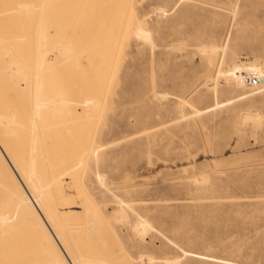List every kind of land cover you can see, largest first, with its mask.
Listing matches in <instances>:
<instances>
[{
    "label": "rangeland",
    "instance_id": "obj_1",
    "mask_svg": "<svg viewBox=\"0 0 264 264\" xmlns=\"http://www.w3.org/2000/svg\"><path fill=\"white\" fill-rule=\"evenodd\" d=\"M128 1L131 12L126 22L135 23L125 22L122 36L120 33L115 37L117 25V30L109 28L118 24V20L110 17L107 3L97 21L102 26L91 29L92 34L79 23L75 31L80 34L72 30L68 36L66 33L64 37L56 36L77 49L81 60L75 57L73 65L81 73L75 74L72 62L67 66L68 59L63 60V54L58 52L62 57L57 55V61L53 53H47L53 58L54 65L50 62L53 66H49L48 72L55 74L54 86L61 83L57 78L60 76L62 81L66 79V84L70 82L67 85L62 82L63 87L67 86L65 89H75V93L68 89L67 95L74 99L84 97L80 99L82 107L92 99L88 110L89 105L80 108L79 98L77 107L72 101L70 104L77 110L71 109L70 114L75 111L71 115L59 113L56 132L60 133V141H80L78 138L85 139L87 135L86 140L102 147L78 172L80 180L75 184L87 190L88 212L94 206L102 209L103 217L100 213L97 216L101 226L110 229L102 235L105 239L102 241H106L104 253L114 260L111 264L127 261H130L127 264H172L174 259L177 262L174 264H264V0ZM107 18L113 20L111 24ZM136 28L148 38H143L139 33L142 31L136 32ZM99 33L103 36H98ZM105 34L112 36V40ZM203 43L219 46L218 55L214 52L215 56H210L204 50L210 45L204 48ZM177 44H181L182 50ZM79 46L80 49L76 48ZM112 49L116 50L111 56ZM103 64L109 67L104 68ZM82 75L84 80H93L98 89L92 82L82 81ZM57 88L61 89L58 85ZM86 93L89 97L94 95L89 98ZM155 93L161 97H155ZM94 98L98 100L94 102ZM218 101L222 102L215 106ZM93 102L100 103L94 105L99 109H92ZM198 108L204 109L202 113H194ZM78 112L86 117L81 118ZM246 113L258 115V124L252 119L245 120L242 116ZM66 115L70 117L65 118L67 121L63 118ZM72 119L77 120V129ZM62 123L69 127L62 128ZM83 123L85 127L81 126ZM63 132H69L72 139ZM77 132L85 136H78ZM202 172L208 173H203L209 178L206 183L200 179ZM120 205L127 213L126 218L113 219L118 215L114 210H119ZM89 215L86 217L92 219ZM151 255L156 263L148 260Z\"/></svg>",
    "mask_w": 264,
    "mask_h": 264
},
{
    "label": "bare ground",
    "instance_id": "obj_2",
    "mask_svg": "<svg viewBox=\"0 0 264 264\" xmlns=\"http://www.w3.org/2000/svg\"><path fill=\"white\" fill-rule=\"evenodd\" d=\"M106 3L110 5V9L108 10V12L111 10L110 17H114L113 19L114 21L118 20V24L114 22L116 23L114 25L115 27L113 25H110L111 27L109 28H112V29L116 28L117 30V27H116L117 25L118 33L116 32V35H115L113 32V34L116 37L117 35H120L121 33V36H122L123 30L126 29L124 28L126 18H128L126 16H128L127 14H129V11H130L129 10L130 2L128 0H0V264H111L114 262V260L112 262V260L109 258L110 256H108V253L107 254H105L106 252L104 253L103 242L106 243V241H102V238L105 235V233L103 232L108 229L105 230L104 226L103 227L101 226V220L97 216L99 215V213L100 215L102 214V211H101L102 209L100 210L99 208L94 206L91 209V212L89 211L90 215H92V219H88L86 216L89 215L88 210L90 207V201H89L90 197L89 198L87 197V190L85 191L84 186H80L81 185L80 182H79L80 184L79 186L78 184H75L76 181L78 183V181L80 180V179L77 180L78 178H80L79 177L80 175L77 176L78 172L81 170V168L85 167V165L87 164V161L90 158L98 155L100 146L94 142H90L89 139L86 140L87 135L85 139L78 138L80 141L78 140L74 141V139L73 141L58 140L60 133L59 135H57V132H56V130L59 129L58 127L59 125H57L58 121L56 120L57 116L60 115L59 113H62V114L64 113V114L69 115L71 112V109L77 110L75 109V107H77L76 105H78L77 99L79 98L78 102H80V99H82L83 96L81 97L80 95L81 98L78 97L74 99L71 94L67 95L69 94V90L74 91L75 89L71 90L72 88H66L67 89L66 90L65 87L67 86L63 87V84L64 83L66 84V82L64 81L66 79L63 80L64 83L62 84L63 81L61 78H59L60 76L57 77L56 75V77L60 79L61 81L60 84H62V86H60V84H57V83L56 84L59 87H61V89L57 88V85L54 86L55 82H57L55 81L56 79L54 80L55 74L53 75V73L48 72L49 66L51 65V63H53L51 62L53 61L51 60L53 58L50 57L51 56L50 54H49V57L47 56V53L50 52V53H53L52 57L54 56V59H56L55 57H57L58 52H59L60 55L63 54L64 56L63 60L68 59L66 61L67 66H68V63L70 65V62H72V66H74L73 64L75 63L74 62L75 57L78 60L80 56L79 54L78 55L76 54L77 49H74V47H72L73 45H71L70 42H67L62 37H64L65 33L68 36V32L79 29V27L77 26L79 23L82 27H85L86 30H90L91 32L90 34H92L91 29H94V30L99 29V27L102 26L101 25L102 23H97V21L98 19H100L99 16L102 15L101 9L105 8L104 6H107ZM232 4L234 5V3ZM162 8L163 10L165 9L164 7L159 6V9H162ZM104 11L105 10H103V12ZM163 12H162V16L164 15ZM106 17H109V16H106ZM110 19L111 18H109L108 20L110 21L109 23L111 24V21L113 20H110ZM83 21H84V24H82ZM126 23L128 24L129 21ZM132 23H135V22H132ZM132 23L131 24L129 23V24L132 25ZM103 25H104V22H103ZM140 28L138 29L136 28L135 31L136 32L142 31ZM107 31H109L108 28H107ZM135 31H133L134 34H135ZM75 32L77 33V35L80 34L77 31ZM96 32L98 33V31ZM142 32H139V33L144 35L145 32L143 33ZM60 34H63L61 35L62 36L60 38L61 40L56 38V36L58 35L59 37ZM101 34L98 36L102 37L103 35ZM106 34L104 36H108L107 38H110L112 40L111 38L112 36L109 37L110 35H112L111 32L109 33L110 35H106ZM135 35L138 36L139 34L137 33ZM145 35L143 38L147 37ZM90 37L93 38L92 35ZM72 38H71V41H72ZM96 39L100 40L99 37ZM96 39L93 40V43L95 42ZM119 39L121 41L122 38H119ZM74 40H77V39H74ZM74 40L73 42H76ZM77 41H81V40L78 39ZM85 41L86 40L84 39V42ZM114 41H117V39ZM114 41L113 43H115ZM183 41L185 40L183 39ZM73 42L72 44H75ZM182 42L180 41L179 43H182ZM120 43L118 42V44ZM183 43L185 44V42ZM91 44H92V41H91ZM116 44L117 43H115V45ZM210 44H208V46ZM89 45L87 44V46ZM172 45H170V47ZM177 45H179L180 47L181 44H177ZM206 45L207 44L204 45V48ZM93 46H95V44H93ZM120 46L121 45H119V47ZM200 46L201 45H199V47ZM82 47L84 51L85 47L84 46ZM90 47L91 46H89V48ZM218 47H216V45H210L208 49H204V50H207L209 52V53L206 52V54L208 53L210 54V56L213 57L215 56L216 53L218 55V52L216 51ZM76 48L80 49L81 47L79 46ZM171 48L175 49V47H171ZM113 49L110 51V53L112 52L115 54V52L113 51H115L116 49L115 50ZM221 49L224 50V48H221ZM102 50L103 48L101 49V51ZM180 50H182L181 47H180ZM199 50L201 51V47ZM97 52L100 54L98 50ZM214 52L216 53L214 54ZM87 53H89V51ZM112 53H111V56H112ZM75 54L77 56H75ZM203 54L204 53H202V55ZM96 55L98 57V54H95V56ZM221 56H220V59H221ZM71 57H74L71 59L73 61L70 60ZM105 58H106V55H105ZM100 59H103L105 61L104 58H100ZM56 60L58 61V59ZM86 60L89 61V59H86ZM108 60L109 59H107L106 63H108ZM104 61H101V62L103 63ZM109 62H112V61H109ZM87 64L88 63H86L85 66ZM90 65H93V62L92 64L90 63ZM105 65L103 64V67ZM88 67L91 70V67L90 66ZM108 67L109 65L107 66V68ZM61 68H63V66ZM69 68L70 69L74 68L75 74H77L76 71H78L77 70L78 67L74 66L71 68V66H69ZM69 68L67 69L68 73H69ZM103 69H101V71ZM55 71L58 72L57 70ZM63 72L65 73L64 70ZM68 73H66L67 74L66 77H68L67 81L69 80V77H70ZM79 73H81V71ZM106 73L108 74V72ZM108 76L109 75H107L106 77ZM77 77H81V75H78ZM83 77L85 76L82 75V78ZM84 79L85 78L81 80L83 81ZM73 81L74 80H72V84H73ZM85 81L87 80H84V82ZM92 81L93 80H90V82ZM96 81L98 83L97 79ZM99 82L102 85L103 82L102 81H99ZM68 83L70 84V82H67V84ZM91 84L94 88H96L95 83L92 82ZM81 85H83V82L81 83ZM87 85L84 86V88L87 87ZM82 87L83 86H81V88ZM74 88H76V86ZM93 89H92V93H94ZM214 89H215V85H214ZM88 92H91V90H89ZM73 93H75V91ZM86 94H84V96L88 95ZM101 94H100V97H101ZM92 95L90 97L88 95V97L91 98ZM68 96H70V98L76 101L70 100ZM156 96L157 94L155 93V97ZM88 97H85V98H88ZM162 97H164V95ZM96 98H94L95 100L93 99L94 102L98 100ZM83 100H84V97H83ZM72 101L74 102L73 106L75 107H73L70 104ZM88 102L89 103L85 105L86 106L89 105V107H86L85 105L84 107H82L83 106L82 102H80L79 103L80 104L79 106H81L80 108H85V107L86 109L90 108V105H91L90 102L92 103V99L91 101H88ZM94 102H93V108H92L93 110L95 107L94 105L99 103L98 102L94 104ZM221 102L222 101H218L215 104V106ZM73 110H72V113L74 114L75 111L73 112ZM83 110H81V112H84ZM202 110L204 109L198 108L194 111V113L196 112L200 114L202 113ZM84 113H86V111ZM252 113H246L245 116H242V117L245 120L252 119V121H254L255 124H258L256 122H259L260 117ZM79 115L82 118L83 114L81 115L79 113ZM75 117H73L74 120H75ZM63 118L65 120V118L69 119L70 117L66 115V117H63ZM74 120H73V124L77 121V120L76 121ZM78 120L81 122L80 119ZM88 120L89 118L86 120L87 123L86 124L83 123L81 124V126H83L84 124L87 125ZM243 122L245 123V121ZM63 124L64 123H62L61 125ZM76 124L77 123L73 125L75 128L77 126ZM64 126L65 124L63 125V127L62 126L61 127L62 128L69 127L68 125L65 127ZM84 129L86 131V128ZM82 130L83 129H81V131ZM62 131L63 129H61V132ZM67 133L70 137V133L66 132L65 134ZM78 134L79 133L77 132V135ZM80 134H83V132H81ZM83 135L85 136V133ZM70 138L72 139V137ZM203 173L205 172H202V174ZM202 174L200 173L198 175L202 177L201 176ZM206 174L208 173H205V175ZM98 176L100 177L101 175L99 174ZM203 177L200 179L204 180V182L207 179L209 180L208 175L205 177L203 174ZM211 192H213V190ZM123 203L125 204V202ZM123 208L124 207L120 205L119 210L118 209L114 210L115 214H118V215L113 214L114 212L112 211L113 212L112 214L115 215L113 219L114 218L116 219L126 218L127 213L125 214L123 212ZM112 214H110V217L108 218H111ZM95 220L98 221L97 225L95 224ZM107 220H110V219H107ZM135 224L134 226H136ZM148 224L146 225L143 224V225L148 226ZM140 225H138L137 223V226H140ZM112 235L114 234L112 233ZM103 240L105 239L103 238ZM117 243L115 245H117ZM147 257L150 262H152L155 259L154 257H152V255L147 256ZM127 259L125 260L124 258L123 260L127 261ZM162 259L163 258H161V260ZM148 260H146V262ZM163 260L166 261V259H163ZM127 262H130V261H127ZM127 262H125V264H127ZM174 263H177L175 259L172 264Z\"/></svg>",
    "mask_w": 264,
    "mask_h": 264
}]
</instances>
